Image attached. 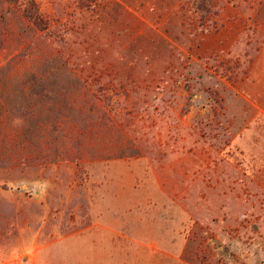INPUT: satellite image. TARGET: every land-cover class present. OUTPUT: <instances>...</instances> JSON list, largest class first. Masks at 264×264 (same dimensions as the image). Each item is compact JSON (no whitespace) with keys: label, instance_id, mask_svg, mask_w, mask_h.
Instances as JSON below:
<instances>
[{"label":"rangeland","instance_id":"obj_1","mask_svg":"<svg viewBox=\"0 0 264 264\" xmlns=\"http://www.w3.org/2000/svg\"><path fill=\"white\" fill-rule=\"evenodd\" d=\"M0 0V264H264V0Z\"/></svg>","mask_w":264,"mask_h":264},{"label":"trees","instance_id":"obj_2","mask_svg":"<svg viewBox=\"0 0 264 264\" xmlns=\"http://www.w3.org/2000/svg\"><path fill=\"white\" fill-rule=\"evenodd\" d=\"M7 3L15 4L17 0H6ZM22 17L31 22L37 29H44L46 24L40 16L37 3L35 0H23V8L21 10Z\"/></svg>","mask_w":264,"mask_h":264}]
</instances>
